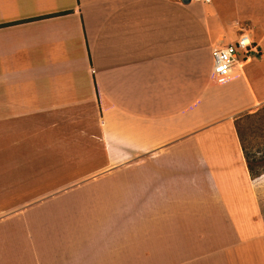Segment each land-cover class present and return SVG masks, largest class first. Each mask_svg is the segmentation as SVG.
<instances>
[{"label":"crops","instance_id":"crops-1","mask_svg":"<svg viewBox=\"0 0 264 264\" xmlns=\"http://www.w3.org/2000/svg\"><path fill=\"white\" fill-rule=\"evenodd\" d=\"M241 29L257 53L214 82L212 48ZM263 105L264 0H0V247L61 193L63 141L97 139L105 170H134L117 264H264V175L236 129Z\"/></svg>","mask_w":264,"mask_h":264},{"label":"rangeland","instance_id":"rangeland-1","mask_svg":"<svg viewBox=\"0 0 264 264\" xmlns=\"http://www.w3.org/2000/svg\"><path fill=\"white\" fill-rule=\"evenodd\" d=\"M231 86L232 82L219 85L224 97ZM234 104L224 102L222 110ZM239 131L247 153L256 159L264 158V105L254 113L240 115ZM63 142V175L60 177L58 170L53 179L57 185L63 183L61 193L56 201L46 197L41 204H31V216L46 214L29 222L30 247L25 236H14L10 244L1 245L0 264H117L119 246L129 248L134 244L130 235L134 230L133 220L125 226L120 217L127 208L128 216L133 218L135 210L129 199L128 203L120 199L118 190L120 182L134 181V170L124 166L112 174L105 170L107 159L99 153L102 147L97 139L96 144L80 140L79 146L92 148L79 153L66 149V144L70 147L71 143ZM133 163V160L127 162ZM259 170H264V165ZM45 189L48 188L42 185L36 192ZM131 191L128 189V197ZM125 230L127 236L123 235ZM144 260H150L149 252Z\"/></svg>","mask_w":264,"mask_h":264},{"label":"built area","instance_id":"built-area-1","mask_svg":"<svg viewBox=\"0 0 264 264\" xmlns=\"http://www.w3.org/2000/svg\"><path fill=\"white\" fill-rule=\"evenodd\" d=\"M256 49L250 29H241L237 41L233 44L214 46L211 50L212 80L220 83L230 79L236 68H240L237 55L240 53L245 60H248L251 53H257Z\"/></svg>","mask_w":264,"mask_h":264},{"label":"trees","instance_id":"trees-1","mask_svg":"<svg viewBox=\"0 0 264 264\" xmlns=\"http://www.w3.org/2000/svg\"><path fill=\"white\" fill-rule=\"evenodd\" d=\"M236 129L238 132V136L240 139L242 151H243V154L246 160L249 174L252 179H257L264 174V170H259V168H261L262 165H264V158L261 157V158L256 159L255 157H251L249 153H247L244 143H243V137L241 136V133L239 131V120L236 122Z\"/></svg>","mask_w":264,"mask_h":264},{"label":"water","instance_id":"water-1","mask_svg":"<svg viewBox=\"0 0 264 264\" xmlns=\"http://www.w3.org/2000/svg\"><path fill=\"white\" fill-rule=\"evenodd\" d=\"M184 3H189L190 2V0H182Z\"/></svg>","mask_w":264,"mask_h":264}]
</instances>
